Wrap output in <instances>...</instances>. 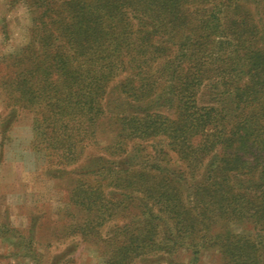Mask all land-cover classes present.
I'll list each match as a JSON object with an SVG mask.
<instances>
[{
	"label": "trees",
	"instance_id": "1",
	"mask_svg": "<svg viewBox=\"0 0 264 264\" xmlns=\"http://www.w3.org/2000/svg\"><path fill=\"white\" fill-rule=\"evenodd\" d=\"M20 2L1 124L28 114L52 178H71L69 233L103 264H264V0Z\"/></svg>",
	"mask_w": 264,
	"mask_h": 264
},
{
	"label": "rangeland",
	"instance_id": "2",
	"mask_svg": "<svg viewBox=\"0 0 264 264\" xmlns=\"http://www.w3.org/2000/svg\"><path fill=\"white\" fill-rule=\"evenodd\" d=\"M29 26L30 16L24 4L9 5V0H0V56L16 51L25 42ZM115 95L109 92L107 99ZM4 115L0 97V264H103L99 241H84L80 234L65 228L68 219L63 218L71 217L66 213L71 209V178H52V170L57 168L44 163L42 153L32 148L31 117L20 112L4 130ZM146 145L152 150V141ZM170 157L173 158L171 153ZM112 230L107 226L98 232L103 237ZM28 238L34 244L29 245ZM172 259L188 264L191 254L180 250ZM150 261L145 257L135 264ZM197 264L222 262L209 250Z\"/></svg>",
	"mask_w": 264,
	"mask_h": 264
}]
</instances>
